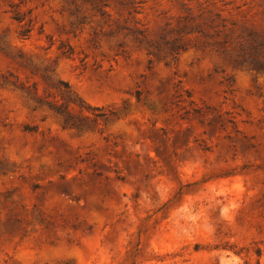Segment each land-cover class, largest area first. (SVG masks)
<instances>
[{"label":"rangeland","instance_id":"rangeland-1","mask_svg":"<svg viewBox=\"0 0 264 264\" xmlns=\"http://www.w3.org/2000/svg\"><path fill=\"white\" fill-rule=\"evenodd\" d=\"M0 264H264V0H0Z\"/></svg>","mask_w":264,"mask_h":264},{"label":"trees","instance_id":"trees-1","mask_svg":"<svg viewBox=\"0 0 264 264\" xmlns=\"http://www.w3.org/2000/svg\"><path fill=\"white\" fill-rule=\"evenodd\" d=\"M20 21L19 18H16ZM65 90L62 92L64 102L58 104H48L50 109L54 112L55 118L61 123L63 129L74 130L77 133L84 131L85 129H96L99 121L108 122L114 116L113 113L110 115L107 113L96 114L95 117L86 119V117L77 116L75 110L79 109L83 111L88 109L91 111H101L99 107H93L82 100L75 92H72L69 88L68 83H62Z\"/></svg>","mask_w":264,"mask_h":264}]
</instances>
